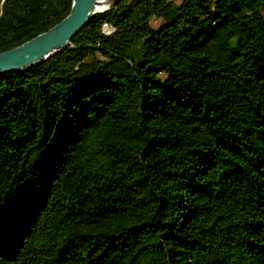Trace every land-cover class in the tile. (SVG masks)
<instances>
[{"label":"trees","instance_id":"trees-1","mask_svg":"<svg viewBox=\"0 0 264 264\" xmlns=\"http://www.w3.org/2000/svg\"><path fill=\"white\" fill-rule=\"evenodd\" d=\"M69 7L0 0V51ZM0 264H264V0H118L1 72Z\"/></svg>","mask_w":264,"mask_h":264},{"label":"water","instance_id":"water-1","mask_svg":"<svg viewBox=\"0 0 264 264\" xmlns=\"http://www.w3.org/2000/svg\"><path fill=\"white\" fill-rule=\"evenodd\" d=\"M116 1L70 0L68 12L58 22L18 45L0 51V73L27 68L63 50L94 13ZM100 5L104 8L97 10Z\"/></svg>","mask_w":264,"mask_h":264},{"label":"built area","instance_id":"built-area-1","mask_svg":"<svg viewBox=\"0 0 264 264\" xmlns=\"http://www.w3.org/2000/svg\"><path fill=\"white\" fill-rule=\"evenodd\" d=\"M99 29L103 35H109L114 31V27L111 24H109L108 22H102L100 24Z\"/></svg>","mask_w":264,"mask_h":264},{"label":"rangeland","instance_id":"rangeland-1","mask_svg":"<svg viewBox=\"0 0 264 264\" xmlns=\"http://www.w3.org/2000/svg\"><path fill=\"white\" fill-rule=\"evenodd\" d=\"M175 1H178V0H175ZM158 23H159L158 19H155L153 17L150 19V25L156 26Z\"/></svg>","mask_w":264,"mask_h":264},{"label":"bare ground","instance_id":"bare-ground-1","mask_svg":"<svg viewBox=\"0 0 264 264\" xmlns=\"http://www.w3.org/2000/svg\"><path fill=\"white\" fill-rule=\"evenodd\" d=\"M104 7H103V5H100V6H98L96 9L97 10H100V9H103Z\"/></svg>","mask_w":264,"mask_h":264}]
</instances>
